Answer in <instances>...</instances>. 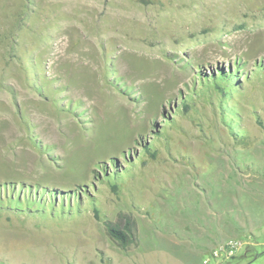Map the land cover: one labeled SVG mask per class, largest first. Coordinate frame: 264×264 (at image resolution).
Wrapping results in <instances>:
<instances>
[{
  "label": "rangeland",
  "instance_id": "1",
  "mask_svg": "<svg viewBox=\"0 0 264 264\" xmlns=\"http://www.w3.org/2000/svg\"><path fill=\"white\" fill-rule=\"evenodd\" d=\"M234 237L264 264V0H0V264Z\"/></svg>",
  "mask_w": 264,
  "mask_h": 264
},
{
  "label": "built area",
  "instance_id": "2",
  "mask_svg": "<svg viewBox=\"0 0 264 264\" xmlns=\"http://www.w3.org/2000/svg\"><path fill=\"white\" fill-rule=\"evenodd\" d=\"M244 244V241L240 238H230L225 242L219 243L214 246L206 257L203 258L205 264H209L212 260L213 263H217V260L230 259Z\"/></svg>",
  "mask_w": 264,
  "mask_h": 264
},
{
  "label": "trees",
  "instance_id": "3",
  "mask_svg": "<svg viewBox=\"0 0 264 264\" xmlns=\"http://www.w3.org/2000/svg\"><path fill=\"white\" fill-rule=\"evenodd\" d=\"M15 197H16L15 199H17L18 196H15ZM31 197H32V195H31ZM39 197L40 196H37V200H38L37 203H40L39 202V199H40ZM32 199H34V198H32ZM23 200H24V202H26L27 205H29L30 202H31L30 200H26L25 196L23 197ZM106 226H107L108 233L115 240L118 241V243H119V245L121 247H124L126 245V243L128 242V238H129L128 233L125 230L121 229L117 224H113V223L107 222Z\"/></svg>",
  "mask_w": 264,
  "mask_h": 264
}]
</instances>
